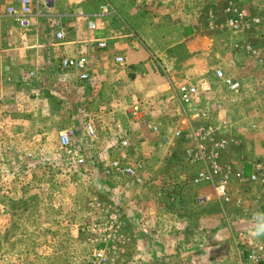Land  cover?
<instances>
[{
	"label": "rangeland",
	"instance_id": "rangeland-1",
	"mask_svg": "<svg viewBox=\"0 0 264 264\" xmlns=\"http://www.w3.org/2000/svg\"><path fill=\"white\" fill-rule=\"evenodd\" d=\"M165 1L140 0L139 5L153 21L161 18L172 28L170 38L180 37V24L190 23L197 28L193 35L199 36L192 46L203 49L207 42L203 36L213 39L217 47L208 75L221 71L241 86L236 94L213 80L199 87L198 105L210 100L220 108L210 122L215 126L226 120L239 128L238 143L226 148L221 163L248 174L257 163L264 174V0H194L199 9L195 13L187 1L190 6L183 2L182 11L167 9L160 17ZM167 4L174 8L182 0ZM180 13L186 14L180 17ZM236 25L239 30H234ZM18 30L11 34L13 40L30 38ZM31 51L27 49L28 55ZM176 53L179 60L185 58L182 51ZM26 60L24 68L29 70ZM168 100L170 111L159 109L153 119L160 120L156 123L166 130L180 120L178 127L192 134L196 124L184 119L175 97ZM143 125L135 129L130 153L147 189L144 185L128 189L121 180L101 177L99 169L107 163L117 139L105 129L96 131L112 144L104 145L100 157L94 158L97 150L85 152L81 128L76 129L78 136L71 148L73 154H86V168L93 176H81L68 152L55 145L62 128L49 130L52 144L43 151L46 157L26 144L24 151H16L19 143L35 139L30 136L34 129H0V143L8 144L4 150L7 161L0 151V264H225L238 251L264 247L262 190L234 182L231 195L234 199L242 196L246 203L243 208L220 206L209 185H191L200 166L188 164L185 154L194 144L178 142L166 147L147 123ZM228 136L219 130L215 139ZM199 196H209L210 201L197 206ZM96 204L104 212L96 211ZM149 213L169 223L148 229L143 220Z\"/></svg>",
	"mask_w": 264,
	"mask_h": 264
},
{
	"label": "crops",
	"instance_id": "crops-1",
	"mask_svg": "<svg viewBox=\"0 0 264 264\" xmlns=\"http://www.w3.org/2000/svg\"><path fill=\"white\" fill-rule=\"evenodd\" d=\"M13 1L0 0V129L6 132L13 128L34 129L30 136L35 138L31 143H19L17 152L24 151L26 144L46 157L43 151L52 144L49 130L55 128L63 129L55 139L58 148L59 134L66 129L72 128L76 133V129L81 128L85 141L83 125L87 121L95 130L105 129L110 134H115L116 123L122 124L131 142L139 126L147 123L149 129L153 123L161 122L153 119V113L159 109L170 111L168 98L176 99L179 87L188 84L200 87L202 83L215 81L214 71L208 75L212 52L217 47L215 41L203 36L207 41L203 49L192 46L199 36L193 35L197 28L190 23L180 24V37L170 38L172 28L161 18L153 21L149 11L139 5L140 0H53L49 11L41 2L36 4L32 0V25L28 31L18 30L14 20L5 15V8ZM187 1L193 7H189L190 10L199 11L194 0H182V5L176 4L174 8L166 0L160 17L168 13L167 9L182 11L183 2L190 6ZM184 14L180 13V17ZM90 24L94 25L93 30ZM15 30L31 36L26 41L13 40L11 34ZM57 32L64 34L63 41L55 39ZM101 41L106 43L104 50L96 48ZM27 49H32L30 55ZM179 51L185 58H177ZM80 56L88 60L89 80L84 83L74 71L60 67L63 58ZM116 57L125 59L124 67L114 64ZM25 60L30 61L29 70L24 68ZM137 102L146 116L136 122L126 117L123 110ZM210 107L209 115L215 117L220 108L209 100L207 108ZM179 121L171 126L178 127ZM97 137L93 150H97L95 159L100 157L104 145L112 144L98 133ZM0 145L2 157L7 161L4 150L8 144ZM114 149L109 151L110 157ZM99 171L101 175V169ZM180 205L183 208L184 205ZM168 223L153 213L143 220L148 229Z\"/></svg>",
	"mask_w": 264,
	"mask_h": 264
},
{
	"label": "built area",
	"instance_id": "built-area-1",
	"mask_svg": "<svg viewBox=\"0 0 264 264\" xmlns=\"http://www.w3.org/2000/svg\"><path fill=\"white\" fill-rule=\"evenodd\" d=\"M39 2L49 11L53 5V0H35ZM34 2L32 0H14L13 3L5 8V15L12 18L21 31H28L32 25ZM236 23V22H235ZM232 26V24H231ZM212 27V26H210ZM90 29H94V25H89ZM234 30H239L236 25ZM233 28H231L233 30ZM57 41H63L64 34L57 32L55 34ZM98 50L106 49V43L101 41L96 44ZM122 57L114 58V64L118 67L124 65ZM60 67L63 70L74 71L80 82L89 80L88 60L84 56L66 57L60 61ZM215 81H217L226 91L231 94H236L240 91V84L228 77L221 71H216ZM201 98L200 88L197 85H182L176 93V100L180 109L184 113V119L190 123L196 124V129H193L192 134L185 132L179 127H174L169 130L165 129L162 123H153L149 130L152 134L160 136L164 146L174 147L178 142H192L194 145L186 151V162L193 166H200L195 176L191 180V185L201 186L209 185L212 188L213 197L220 206L233 205L237 208H243L246 203L242 196L233 198L231 195L230 186L234 182L239 184L247 183L251 186H257L262 190L260 199L264 200V174L261 171V165L254 163L251 165V172L246 174L241 169H236L231 165L221 163V154L231 144H237L239 141L238 126L229 123L228 121L217 122L214 126L210 122L211 107L209 101L205 100L201 106L199 104ZM210 109V110H209ZM123 114L133 121H140L142 116H146V111L142 105L137 102L123 110ZM86 135L85 152L94 150L98 141L97 133L94 125L87 121L83 125ZM115 132L116 146L114 153L107 160V163L102 165L101 177L106 180L123 181L125 188L139 189L144 184L141 181L137 169L133 163V158L130 153V138L128 131L122 127V124L116 123L113 127ZM223 130L229 134L223 139H215L217 131ZM76 138V133L73 129H66L59 134L58 146L61 150L68 152L70 158L73 159V165L78 169L81 176H90V171L87 169V158L85 153L73 154L71 151L72 143ZM257 198V201L259 199ZM256 199V198H255ZM197 206H205L209 201V196H199L195 199ZM257 203L256 200L252 202ZM96 211L101 213L104 210L99 204L95 205ZM101 256V255H99ZM225 264H264V247L251 246L250 249L238 254L236 257Z\"/></svg>",
	"mask_w": 264,
	"mask_h": 264
}]
</instances>
